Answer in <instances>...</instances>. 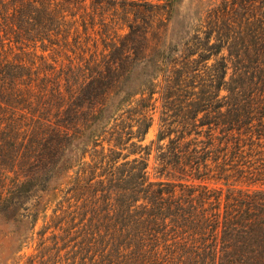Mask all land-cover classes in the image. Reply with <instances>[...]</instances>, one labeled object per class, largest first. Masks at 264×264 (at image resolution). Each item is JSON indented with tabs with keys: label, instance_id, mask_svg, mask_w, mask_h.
I'll use <instances>...</instances> for the list:
<instances>
[{
	"label": "trees",
	"instance_id": "trees-1",
	"mask_svg": "<svg viewBox=\"0 0 264 264\" xmlns=\"http://www.w3.org/2000/svg\"><path fill=\"white\" fill-rule=\"evenodd\" d=\"M175 3L0 0V264H264V0Z\"/></svg>",
	"mask_w": 264,
	"mask_h": 264
},
{
	"label": "rangeland",
	"instance_id": "rangeland-1",
	"mask_svg": "<svg viewBox=\"0 0 264 264\" xmlns=\"http://www.w3.org/2000/svg\"><path fill=\"white\" fill-rule=\"evenodd\" d=\"M218 2L219 0H176L173 17L168 27L166 23L162 21V16H158L155 20L151 36L153 52L157 51L158 48L163 49L167 45H180V43L200 24L201 14ZM159 104L158 102L156 103V108L153 111V123L143 141L144 144H151L157 137L160 125ZM129 111H131L130 108L125 106L115 109L112 121H130L129 117L134 111ZM154 155L155 152L153 150L149 157V168L152 173L154 172L153 169L155 165ZM34 248L35 243H32L31 246L26 249V253L33 252Z\"/></svg>",
	"mask_w": 264,
	"mask_h": 264
}]
</instances>
